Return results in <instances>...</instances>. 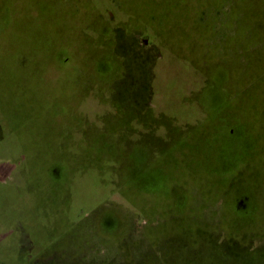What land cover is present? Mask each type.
Wrapping results in <instances>:
<instances>
[{
    "label": "rangeland",
    "instance_id": "obj_1",
    "mask_svg": "<svg viewBox=\"0 0 264 264\" xmlns=\"http://www.w3.org/2000/svg\"><path fill=\"white\" fill-rule=\"evenodd\" d=\"M6 1L7 8L15 15L25 8L20 2L15 5L19 0H0V7ZM253 1L257 3L260 16L254 27L250 25L252 29L247 28L243 0L33 1L30 11L42 13L44 55L0 58V264H4L5 256L21 253L26 256H17V263L29 261L34 250L33 207L36 212L37 202L51 197L47 189L36 185L37 178L32 171V156L36 150L29 152L21 143L58 140L63 144V139H80L87 129L95 131V135L107 129L108 142L111 149L114 148L111 152L120 150L121 144L127 149L166 143L171 150L175 149L174 157L184 162L192 176L197 175L204 181L196 179L199 181L193 187L196 192L190 191L191 199H185L197 207L185 217L169 215L172 210L168 207L165 211L157 208L156 191L171 190L167 205L193 185L185 176L180 177L178 167L171 171L161 169L167 177L163 178L166 183L156 191L145 190L147 186L141 183L145 198L140 206L132 207L123 198H115L105 201L88 215L93 227L99 214L108 216L111 211L107 223L116 225L115 228H102L101 237H96L92 231L81 237L79 243H82L75 248L54 250L33 257L27 264H121L133 251L150 254L149 238L166 227L167 221L184 219L195 224L193 229L198 225L192 233L172 237L192 247L184 257L205 264L221 243L231 242V246L241 250L237 258H243L246 253V257L254 255L255 262L236 260V253L234 258L225 259L227 264L235 260L241 262L239 264H264L262 249L253 251L254 254L243 252L255 247L248 237L256 234L226 231L219 219L223 216L216 214L218 204L212 202L218 192L217 203L226 201L246 208L257 200L264 205V143L255 147L253 155L246 151L248 158L236 171L231 170L228 178H223L222 168L215 164L208 170L212 171L213 178L205 180V159L209 167L216 156L211 154L216 152V143L211 144L216 142L213 135L222 128L225 130L224 126L231 128L227 123L230 121L223 120L229 118L231 110L217 103L221 90L205 87V83L210 80L209 75L220 78L216 67L223 60L222 49L233 52L252 37L255 42L251 49L262 50L264 0ZM253 28L257 30L255 37ZM4 44L0 39V48ZM56 107L61 108V113ZM261 113L264 118V109ZM34 123L46 124L44 130L32 133ZM242 123L246 130L250 129L244 118ZM262 127L264 121L256 130L258 134L263 133ZM146 137L155 142H149ZM179 141L182 142L178 144ZM184 141L194 147L183 148ZM200 141L208 146L202 155L197 154L195 148ZM89 143L91 148L98 147L96 142ZM64 150L52 147L47 157ZM36 160L37 166L39 160ZM153 171L159 172L156 168ZM248 174L257 177L258 190L243 188V183L247 187ZM205 181H210V188L215 190L206 199L205 189L203 192L199 189ZM128 184L126 174L123 186ZM64 188L65 184L58 189L61 195ZM55 207L58 209L52 213L48 209L46 230L60 235L63 240L65 222L60 203ZM75 221L76 218L71 219ZM125 229L128 230L122 237ZM257 236L261 237L254 241L263 245L264 231ZM161 253L160 257L165 256Z\"/></svg>",
    "mask_w": 264,
    "mask_h": 264
},
{
    "label": "trees",
    "instance_id": "obj_2",
    "mask_svg": "<svg viewBox=\"0 0 264 264\" xmlns=\"http://www.w3.org/2000/svg\"><path fill=\"white\" fill-rule=\"evenodd\" d=\"M33 1H16L15 5L20 2L25 6L16 15L7 8V1L0 7V39H3L5 42L0 48V58H16L19 54L24 58L32 57L36 54L44 55L46 40L43 43L40 26L42 13L30 11L31 5L34 4ZM256 5L257 3L253 0H243V13H245L247 23H249V27L247 26V28H250V25L254 27L255 21L260 16ZM52 17H54L53 14ZM55 18L58 19L59 16L55 15ZM255 30L253 28V37L257 35V30ZM250 39L252 40L246 39L243 46L240 45V47L234 48L233 52L222 49L221 57L223 60L216 67L221 76L216 79L209 75L210 80L205 83V87L221 90L222 94H219L220 97L217 103L231 110L229 118H223L225 121H230L227 123H230L228 125L231 128L226 129L227 126H224L225 130L222 128L218 133L213 135L216 142L213 141L211 144L216 143V152L211 154L216 156L214 160L209 162V167L207 166L208 159H205V180L213 178L212 171L208 170H211L215 164H218L222 168L223 178H228L231 170L236 171L246 161L244 160L248 158V155L245 153L246 151L249 152L248 154L253 155L255 147L258 146L259 148L264 143V127H262V134H258L256 131L259 124H262L264 121L263 114L261 113L264 109V46H262V50L256 47L251 49L254 46L252 43L255 40L253 41L252 37ZM18 40L25 42L23 43L24 45L19 44ZM16 45L20 46L16 47ZM21 49H23L22 52H20ZM58 109L61 113V108ZM63 115L61 114V116ZM243 118L251 126L249 130L245 129L243 123L241 124ZM34 124L40 125V123ZM34 124L31 127L32 133L37 129L43 131L46 125H40L43 127L41 128L38 127L39 125L34 126ZM96 133L97 135H95V131L87 129L83 137L79 136L80 139H63V144L61 142L58 143V140L45 142L27 140L25 143H21L24 149L27 148L29 152L33 149L36 150L34 156H32L34 159V162L32 161V171L38 183L36 185L38 188L44 187L51 193V197H48L45 202L43 198L37 202L36 212H34L33 207L35 228L32 235V243L34 250L29 256L28 262L33 257L49 254L54 250L75 248L78 244L82 243V241L79 243L81 237L84 238L85 235L91 234L92 231L96 237H101L100 230L102 228H115L116 225L110 226L107 223L112 215L111 211H109L108 216H100L99 214L96 223H93V227L88 222V215L98 208V206L103 205L105 201L115 198L120 200L123 198L132 207L140 206L144 202L145 197L143 192L145 190L156 191L161 185L166 183L163 178L167 177L164 174L165 172L162 173L161 169L171 171L172 168L178 167L179 174L182 173L180 177L182 175L185 176L193 185L188 190L186 189V192H182L184 194H178L179 196L176 198V201H170L167 204L168 206L166 205V199L168 195L170 197L171 190L168 189L164 192L162 190L156 191L157 208L165 211L168 207L172 210V212H168L169 215L175 213L180 217H185L197 207V204L187 202L185 199H191L190 191L192 193L196 192L193 189L194 185L197 186L199 181H204L198 178L197 175L192 176L184 162L180 161L176 156L174 157L172 151L175 149L171 150L168 145L166 146V143L162 145L149 143L147 145H137L136 147L130 146L127 149H123V145L121 144L122 148L120 150L111 152L114 148L111 149V144L108 142L107 129L97 131ZM146 138L149 142L154 141L153 138ZM89 142H96L98 147L95 145L91 148ZM180 142L182 141L177 143L180 144ZM126 143L128 144L129 142ZM116 144L117 142L114 143V145ZM205 145V141H200V144L195 146L197 154H203L204 150L208 147H205ZM56 146L65 150L59 151L57 155L48 158V151ZM181 146L183 148L194 147L189 141H184ZM149 149H151L150 153H148ZM36 153L37 155H35ZM172 155L176 160L172 158ZM179 156L182 157L181 154ZM36 158L39 160L37 166V163H35L37 161ZM120 167H122V171H120ZM125 168L128 170V173H126L129 179L128 186H123V178L126 177ZM155 168L159 170L158 174L153 171ZM190 175L192 178H190ZM247 177H249L246 181L247 187L243 183V188L258 190L257 177L252 174H248ZM143 178H145V181ZM112 179L116 182L114 183ZM141 183L147 186L145 190L141 187ZM64 184L65 188L61 195L58 189ZM209 185L210 181H205V184L199 186L200 191L203 192V189H205V199L207 196L210 197L215 191ZM219 195L217 192V196L213 197L212 202L218 204L216 214L223 216L219 218L223 222V228L229 232H236L238 230H242L244 234L253 232L256 235L249 236L248 238H251V246L254 245L256 248L252 246V250H243V252L254 254L253 251H258L259 249H262L264 252V244L262 245L254 241L261 237L257 236L258 233L264 231V205L259 204L255 200V203L248 204L246 208L245 206L238 208L237 205H233L231 202L220 201L217 203ZM201 197L203 196L201 195ZM196 198L198 201L200 200V196L197 195ZM59 203L61 216L65 222L63 240L60 235L56 233L52 234L49 230H46L48 215L50 212L52 213L58 209L55 206ZM160 204L161 206L159 207ZM77 209H80L79 212ZM85 212L88 214H85ZM139 215L142 214L140 213ZM73 218L77 219L75 223L71 222ZM194 225L188 219L167 221L166 227L159 229L155 236H149L150 254L146 255L132 250L133 252L128 256V259L121 264H203V262L193 261L186 258V256L184 257L192 247L186 244L183 245L178 240L176 242V239L172 238L175 237V234L194 232L198 229V225L193 229L192 226ZM127 230L125 229L122 233V237H124ZM161 231L164 232L163 235H161ZM219 247H217L216 253H212L207 257L205 264H227L225 259L234 258V254L236 253V260L247 259L248 263L255 262L254 255L246 257V253L243 258H237L241 250H237L236 246H231V242L228 245L221 243ZM160 253L161 255L165 254V256L160 257ZM19 255L26 256V254L22 253ZM19 255L5 256L4 264H18L17 256ZM236 260L234 263L229 264L241 263L236 262Z\"/></svg>",
    "mask_w": 264,
    "mask_h": 264
},
{
    "label": "water",
    "instance_id": "obj_3",
    "mask_svg": "<svg viewBox=\"0 0 264 264\" xmlns=\"http://www.w3.org/2000/svg\"><path fill=\"white\" fill-rule=\"evenodd\" d=\"M146 40H144V42H145Z\"/></svg>",
    "mask_w": 264,
    "mask_h": 264
}]
</instances>
